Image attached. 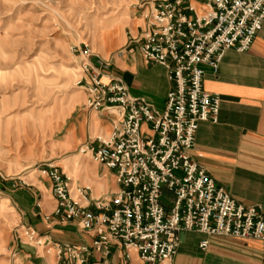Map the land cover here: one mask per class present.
I'll list each match as a JSON object with an SVG mask.
<instances>
[{
	"label": "built area",
	"instance_id": "2783aa9c",
	"mask_svg": "<svg viewBox=\"0 0 264 264\" xmlns=\"http://www.w3.org/2000/svg\"><path fill=\"white\" fill-rule=\"evenodd\" d=\"M203 1L200 13L190 0L135 2L142 21L130 44L145 59L163 65L171 82L162 110L132 95L121 77L103 69L104 61L92 62L91 51L80 52L78 82L85 105L111 115L112 127L82 142L77 152L113 171L117 188L93 196L89 186L74 183L51 160L34 167L51 180L55 218L89 231L93 248L102 254L122 247L123 264H160L171 258L184 229L264 240L261 204L234 199L190 155L197 121L216 120L220 102L217 92L204 88L200 64L216 69L226 48L248 49L264 23V0ZM164 188L170 197H163ZM23 233L25 241L43 244L32 227ZM207 243V238L199 241L202 248ZM131 248L137 263L130 258ZM55 249L56 264H88L87 243H56ZM11 260L23 264L14 254Z\"/></svg>",
	"mask_w": 264,
	"mask_h": 264
},
{
	"label": "crops",
	"instance_id": "0c3cea01",
	"mask_svg": "<svg viewBox=\"0 0 264 264\" xmlns=\"http://www.w3.org/2000/svg\"><path fill=\"white\" fill-rule=\"evenodd\" d=\"M190 2L197 13L205 7L203 0ZM141 21V16H137L134 10V17L128 19L129 31L136 32ZM92 56L90 60L94 63L105 62L103 69L107 73L121 77L132 95L144 97L158 110L164 108L166 93L171 87L166 69L145 59L137 45L123 47L112 54L103 51L101 55ZM200 65L204 88L217 92L220 102L216 120L197 121L190 155L234 199L259 203L264 210V23L248 49L226 48L216 69L206 63ZM83 97L85 104V94L82 93ZM111 127V115L85 105L71 120L67 145L77 150L82 142L108 134ZM62 169L71 172L74 183L89 186L93 196L118 186L113 171L88 154L77 152L75 163ZM23 176H11L5 185L22 220L43 240L40 245L27 241L19 244L23 264H56V243H87L90 247L88 264H123L121 255L125 250L122 247L114 246L111 252L102 254L93 248L89 231L80 228L73 220L55 218L52 214L55 197L47 175L33 168ZM203 238L208 239L204 248L199 245ZM129 254L137 263L136 250L129 249ZM0 264L10 263L4 259ZM160 264H264V240L184 229L180 232L174 255Z\"/></svg>",
	"mask_w": 264,
	"mask_h": 264
},
{
	"label": "rangeland",
	"instance_id": "374dc122",
	"mask_svg": "<svg viewBox=\"0 0 264 264\" xmlns=\"http://www.w3.org/2000/svg\"><path fill=\"white\" fill-rule=\"evenodd\" d=\"M135 2L0 0V261L12 264L13 254L22 260L18 247L29 227L5 181L45 160L62 168L75 163L77 150L67 141L75 112L85 106L80 52L131 46L136 32L128 19L134 10L140 16ZM164 196H171L165 188Z\"/></svg>",
	"mask_w": 264,
	"mask_h": 264
}]
</instances>
